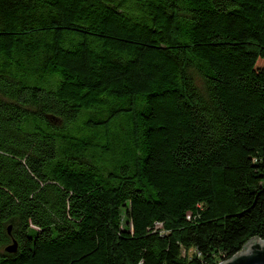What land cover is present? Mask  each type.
<instances>
[{"label":"trees","instance_id":"1","mask_svg":"<svg viewBox=\"0 0 264 264\" xmlns=\"http://www.w3.org/2000/svg\"><path fill=\"white\" fill-rule=\"evenodd\" d=\"M252 237L264 0H0V264H218Z\"/></svg>","mask_w":264,"mask_h":264},{"label":"water","instance_id":"2","mask_svg":"<svg viewBox=\"0 0 264 264\" xmlns=\"http://www.w3.org/2000/svg\"><path fill=\"white\" fill-rule=\"evenodd\" d=\"M8 226V232L10 231ZM17 243L8 245L5 249L9 252L16 251ZM218 264H264V239L252 237L247 240L242 248L228 259Z\"/></svg>","mask_w":264,"mask_h":264}]
</instances>
